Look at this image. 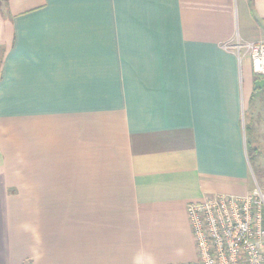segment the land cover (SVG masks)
<instances>
[{"label": "crops", "instance_id": "obj_1", "mask_svg": "<svg viewBox=\"0 0 264 264\" xmlns=\"http://www.w3.org/2000/svg\"><path fill=\"white\" fill-rule=\"evenodd\" d=\"M262 41L264 0L0 6V264L194 262L187 206L259 187L264 79L224 46Z\"/></svg>", "mask_w": 264, "mask_h": 264}, {"label": "built area", "instance_id": "obj_2", "mask_svg": "<svg viewBox=\"0 0 264 264\" xmlns=\"http://www.w3.org/2000/svg\"><path fill=\"white\" fill-rule=\"evenodd\" d=\"M251 61L252 72L264 79V41L226 45ZM196 260L187 264H264V191L243 197L221 195L187 206Z\"/></svg>", "mask_w": 264, "mask_h": 264}, {"label": "trees", "instance_id": "obj_3", "mask_svg": "<svg viewBox=\"0 0 264 264\" xmlns=\"http://www.w3.org/2000/svg\"><path fill=\"white\" fill-rule=\"evenodd\" d=\"M10 0H0V6H8ZM262 96V95H261ZM264 101V99L262 100ZM259 121V120H258ZM247 152L258 182H264V137L259 141L254 124H246Z\"/></svg>", "mask_w": 264, "mask_h": 264}, {"label": "rangeland", "instance_id": "obj_4", "mask_svg": "<svg viewBox=\"0 0 264 264\" xmlns=\"http://www.w3.org/2000/svg\"><path fill=\"white\" fill-rule=\"evenodd\" d=\"M16 124L17 123H15V126H12L11 124H6V127H4V128H6V129H9L10 128L11 129L12 127H15V128H21L22 129V128L27 127V125H28V124H21V126H19L18 124L17 125ZM33 125H35V123ZM262 163H264V162H262ZM258 185H259V188L264 191V182H258Z\"/></svg>", "mask_w": 264, "mask_h": 264}, {"label": "water", "instance_id": "obj_5", "mask_svg": "<svg viewBox=\"0 0 264 264\" xmlns=\"http://www.w3.org/2000/svg\"><path fill=\"white\" fill-rule=\"evenodd\" d=\"M256 88H262L264 86V81H259V82H256L255 84Z\"/></svg>", "mask_w": 264, "mask_h": 264}]
</instances>
